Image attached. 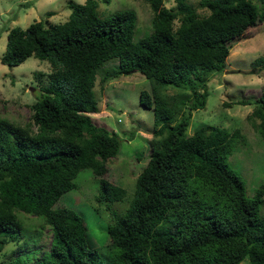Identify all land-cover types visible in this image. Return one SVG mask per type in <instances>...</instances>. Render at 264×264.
Instances as JSON below:
<instances>
[{
    "label": "trees",
    "instance_id": "1",
    "mask_svg": "<svg viewBox=\"0 0 264 264\" xmlns=\"http://www.w3.org/2000/svg\"><path fill=\"white\" fill-rule=\"evenodd\" d=\"M145 1L149 32L138 38L133 10L101 17L95 0L68 1L61 23L39 20L7 31L1 64L33 56L50 71L24 125L0 118V250L20 235L18 211L40 217L50 231L47 256L32 264H239L245 258L264 264V181L247 197L226 162L245 145L244 136L208 125L185 134L190 112L205 105L208 74L224 66L226 41L264 22V10L252 0H199L207 11L199 15L185 0L170 8ZM109 60L116 65L101 82L133 71L151 80V93L141 91L139 103L152 111L153 139L128 206L106 227L112 253L101 263L82 218L54 204L76 188L83 169L98 177L96 202L105 209L125 196L102 178L120 139L89 117L97 112V70ZM167 86L183 91L162 96ZM254 103L246 120L264 146V91ZM5 264L26 263L15 257Z\"/></svg>",
    "mask_w": 264,
    "mask_h": 264
},
{
    "label": "rangeland",
    "instance_id": "2",
    "mask_svg": "<svg viewBox=\"0 0 264 264\" xmlns=\"http://www.w3.org/2000/svg\"><path fill=\"white\" fill-rule=\"evenodd\" d=\"M68 1L81 4L84 0H0V56L10 28H25L39 20L45 25L61 23L70 13ZM95 1L96 11L101 17L119 10H133L136 17L135 38L149 32L151 11L145 0ZM162 1L165 7L175 5L173 0ZM185 1L195 7L199 15L207 13L197 7L199 0ZM252 1L264 10V0ZM234 36L226 41L229 53L222 70L208 74L205 105L190 112L185 134L191 135L200 126L207 125L226 131L238 129L245 138V145L237 146L227 156L226 162L243 182L245 195L250 197L264 181V146L246 120V116L257 106L254 99L264 91V22L248 27L239 37ZM257 58L261 61L254 62ZM111 60L97 70L93 87L97 112L90 113L89 117L94 125L114 131L120 139L118 152L107 161L102 178L124 188L125 196L105 209V203L100 205L96 202L98 177L83 169L74 179L76 188L63 193L54 204V207L70 208L82 218L88 240L97 250L101 263H105L112 253L106 227L112 222L114 213L120 214L128 206L135 178L145 166L153 139L152 111L139 103L141 91L151 93V80L133 71L110 76L101 82L106 70L116 65V61ZM49 71L46 60L33 56L16 66L8 67L0 63V118L24 125L31 113L30 104L44 93ZM182 91L167 86L160 90V94L168 96ZM237 100H246L247 103L237 104ZM262 199L260 214H264V194ZM16 218L21 226L20 235L3 245L0 264L9 263L15 257L32 264L41 256H47L50 231L43 220L18 211ZM239 264H247V259Z\"/></svg>",
    "mask_w": 264,
    "mask_h": 264
}]
</instances>
